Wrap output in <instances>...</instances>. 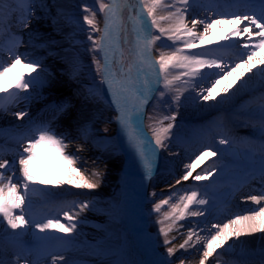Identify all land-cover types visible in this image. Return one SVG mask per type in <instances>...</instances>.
<instances>
[{"label":"snow or ice","instance_id":"obj_1","mask_svg":"<svg viewBox=\"0 0 264 264\" xmlns=\"http://www.w3.org/2000/svg\"><path fill=\"white\" fill-rule=\"evenodd\" d=\"M96 2L99 3V12L104 15V28L99 40L93 39L91 34L88 35L87 39L93 45L88 50L94 54L97 52L103 54V63L96 59L95 55L93 63L96 65L97 72L101 74V84L106 86L107 95L111 97L110 106L114 107L116 113L114 119L118 126L119 137L123 139L127 150L132 153L137 164L142 168L144 178L151 179L156 172L159 150L167 148L168 143L174 138L172 129L175 126L173 122L177 117L175 113L164 114L157 121V125L152 127V137L149 138L143 130L145 105L154 99L156 92L159 91L158 85L161 80L166 91L175 90L177 92L173 100L174 103L181 100V95L186 90L183 88L174 89L176 82L189 85L193 90L201 87V91L197 95L207 102L216 100L220 95V92L216 90V85L220 83L221 79L227 81L235 75L237 69H243L244 71L240 73V76H235V80H240L244 72H252L256 65H264V56L257 59V56L264 52V0H225L223 5L220 0H210L209 5L205 6L204 10L213 12L216 18L210 19L205 16L201 19L193 16L191 27L188 26L186 17L191 15L195 0H168V2H164V0H109V3L96 0ZM49 7L47 0H0V93L7 94L0 96V113L9 111L12 105L21 101L29 102L32 99V93L29 92V89L34 91L38 83H43L40 73L37 72L38 68L43 69L42 58L30 52L21 53L18 51L24 40L21 34L12 31V27L28 28L33 19L42 18L37 15L38 11L44 12L45 16H50ZM225 7L227 11H218ZM125 8L128 9V21L132 25L133 43L129 52L133 59L127 70L124 69L122 63L120 64V76L117 78L116 72L112 69L111 54L119 50V30L122 12ZM161 9H169L168 14L157 16L158 10ZM82 11L85 13L83 15L84 24H87L93 31H99L96 28L94 6L85 3ZM57 17H63L67 22L74 23L80 32L84 31L76 15L68 14L64 9L57 8L56 16L51 17L53 23L57 22ZM162 22H168V27H162ZM224 24L230 26L231 36L246 35L248 38L247 41L239 45L246 51L235 54L242 62L236 63L230 70L226 69L233 61L229 59L227 63L224 62L223 57L216 55L217 50L208 48L204 51H193L201 46L214 43L215 38L211 36V30ZM241 25L243 28L240 27ZM199 26H202L201 31H197ZM253 29L258 31H253ZM153 30L159 35L154 34ZM5 35H7V40H5ZM72 35L75 43L83 44L82 41L74 39L75 33ZM28 36L27 42L33 48H48L50 43H55V41H51L37 44L33 38L35 33H29ZM162 37H166L171 43H161L158 46L172 48L173 51L170 54L162 53L153 63V46L157 45ZM220 39L228 40L230 36L226 34ZM125 43H127V38H125ZM235 47L237 46L234 44L221 45V48L227 49ZM5 49L12 59L11 64H7L3 59ZM51 54L53 53L49 51V55ZM244 56H247L246 60L242 59ZM17 66H20L24 71L16 73L9 82L10 74L14 73ZM174 69H182L183 71L169 79L171 70ZM203 69H217L218 71L204 72ZM44 70L46 71V69ZM73 71H79L78 63L74 64ZM32 73H36V75H31ZM259 74L264 76V68L259 69ZM182 77H187V79L182 80ZM235 80L226 84L221 91L227 94ZM209 81H213L210 86ZM94 87L98 86L93 83L92 87L88 89V98L94 97L95 94L92 91ZM10 88L14 90L9 92ZM21 92L24 95H21ZM205 92L207 94H203ZM164 96L165 91H160L161 99ZM65 107L63 103L56 106L57 111L60 112H63ZM258 107L260 128L264 131V98L260 100ZM15 115L17 119H23L25 113L21 111ZM164 121H168L166 126H163ZM81 131L84 135L88 133L87 128H83ZM13 134L17 137V144L26 142V146L23 147L22 152L16 150L12 154L11 161L5 158V149L0 146V169L5 170L0 171V218H2L0 224L6 222L8 228L13 230V235L17 239V246L13 250V255L17 260L14 262L5 259L4 249L0 246V264H17L21 257L27 259L32 254V247L25 245L19 239L22 233L16 230L25 229L31 224H35L36 229L41 233L55 229L61 233L71 234L76 231L78 223H83L82 220H78L79 213L95 207V202L87 199L83 202H65L62 210L64 219L68 221L67 225L61 223L59 219L54 220V218H48L46 222L26 219V212L31 206L30 193L40 192L45 196L53 195L42 189L31 187L36 183H49V181L37 180V163L39 161L46 159L49 154H54L64 161L68 169V179L64 183L71 184L77 189L93 190L98 187L97 182L83 175L75 167L76 161L80 158L76 157L74 153L65 151L67 148L65 141L68 140V137L64 134H58L50 123L30 121L28 126L22 130L17 127ZM232 143L233 141L228 136H221L219 139L221 145L231 146ZM220 151V149L209 145L207 150L203 151L196 160L184 165L188 171L181 179L187 181L201 160L205 157L216 156ZM248 151L250 150H246V154ZM17 159L19 176L16 175ZM213 170H215V165H213ZM9 172L11 175L8 174ZM100 175L99 171L92 172V177L95 180H98ZM210 175H212V171L206 170L204 174H197L193 178L196 181H204ZM242 176V184L258 180L261 188L264 189V148L260 153L259 167L257 168L252 164L243 168ZM180 182V179L176 180L177 185ZM52 183L59 185L61 181H52ZM18 189L22 191H18ZM185 192L187 193V190ZM155 195L153 193V196ZM177 195H179V190L170 192L160 198L159 202L153 204L152 211L160 214L156 223L159 225V235L163 237L167 256L153 247L154 259L149 261V264H174L171 258L177 251L180 249L187 251L189 247L196 248V245L200 244L201 241L204 243L199 264H206L208 258L214 253L218 256L222 255L217 253V249L224 248L226 244L229 249L237 247L235 244H228L230 239L236 238L238 240L242 236L264 233V206L258 209L247 208L234 213L227 223L209 222L205 219L199 223L205 226L211 223V228L216 229L214 233L206 227L197 225L198 230L188 228L186 238L182 243L178 246L169 247L172 241L176 239V236L169 238L171 233L176 232L178 235H183L180 229L184 228L185 225L180 224V221L186 220L189 216H206V209L202 207L192 208V205L204 206L209 204V200L204 198L206 193L199 194L198 190H191L190 194L179 195V199L173 202ZM250 199L253 204L260 205L264 201V191H261L259 195H251ZM165 206H168V211H162ZM74 208H79V212H72L71 210ZM16 210L19 212L17 213ZM229 211L231 210L229 209ZM245 212L248 214H244ZM35 239L59 240L60 238L36 237ZM64 243H68V241H64ZM243 243L241 242V246ZM197 251L201 250L197 249ZM258 251L259 255L264 257V247ZM46 255H50L53 264H56L57 254L55 252H48ZM186 258L177 257L180 264H184ZM44 259L46 264V256ZM59 259L64 260V257L60 255ZM27 264H39V261L27 259ZM64 264H68V261L64 260ZM113 264H130V262L116 260ZM261 264H264V259L261 260Z\"/></svg>","mask_w":264,"mask_h":264},{"label":"bare ground","instance_id":"obj_2","mask_svg":"<svg viewBox=\"0 0 264 264\" xmlns=\"http://www.w3.org/2000/svg\"><path fill=\"white\" fill-rule=\"evenodd\" d=\"M104 3H109V0H102ZM168 2V0H164ZM210 0H195V6L192 9L191 15L186 17V22L189 27H191V18L195 16L196 18H204L205 16L210 19L216 18L211 11H205V6L209 5ZM225 0H220L223 5ZM49 4L48 11L50 16H45L44 12L38 11L37 15L42 17L41 19H33L28 28L19 29L15 26L12 27L13 32H17L23 36L24 42L20 44L18 51L21 53L30 52L36 56L42 58L43 69L47 70L44 73L43 69L38 68L37 72L40 73L41 80L43 79L46 83H49L53 89L59 92V89L65 86H70V90L67 92V96L64 97L65 101L60 99H53L51 102H46L48 97V90H46L40 83L35 87V90L29 89L32 93V99L25 103L23 101L16 105H12L10 110L4 113H0V128H12L17 129L19 127L21 130L26 128L30 121H35L37 118L38 122H47L55 129L58 134H64L68 137L65 141L67 148L65 149L68 153H74L76 157L80 159L76 161L75 167L86 177L97 182L98 187L93 190L88 189H77L71 184L64 183L68 179V169L59 157L57 168V173L59 174L60 169V180L59 185H48L50 182L39 185L36 183L31 185L37 189H42L46 192L52 193L51 196L42 195L40 192L30 193L31 196V206L26 212V219L31 221H43L46 222L48 218L59 219V221L67 225L68 221L63 217L62 206L65 202L71 201H85L89 199L87 196L92 195V197L98 201H103L110 196L107 188L111 186V190L116 191V195H121V206L119 210V224L115 234L109 233L101 237L99 234V245L97 248L96 241L92 239L90 235V229L92 225L90 217L86 210L79 213L78 220H82L83 223H78V227L75 232L71 234L61 233L55 229L46 230L44 233L39 232L35 224H31L25 229H18L17 232L22 233L20 240H22L25 245L31 246L33 251L31 256L27 259L39 261V264H53L52 257L46 255L48 252H55L57 254L56 264H64V260L68 261V264H113L116 261L115 256L112 259H108L106 255L110 253L118 254V260H125L130 262V264H149V261L154 259L152 249L155 247L158 252L167 256L166 249L162 245V240L158 231L152 226V220L150 219L151 210L147 209V215L144 212V207L147 203V194L149 190V185L151 179H145L142 168L136 162V168L134 171L124 170L125 155L117 148L118 154L113 149V144H104L100 142L94 129L97 126H102L101 117L104 116V107L110 108L111 97L107 95V88L105 91H100L101 96L94 95L93 98H88V88L82 86V84H87L85 80L93 75H97L98 80L101 81V74L97 72L96 65L93 63V57L95 55L96 59L103 63L102 53H92L88 49L92 48V42L87 39L88 35L91 34L93 39L99 40L102 36V31L104 28V15L99 12V3L96 0H47ZM94 6L96 10V28L99 31H93L87 24L83 22L82 8L84 4ZM55 5V6H53ZM57 8L64 9L68 14H74L79 18V23L82 25L84 31L80 32L74 23L67 22L63 17H57V22L53 23L51 17L56 16ZM128 9L125 8L121 16V25L119 30V50L111 54L112 69L116 72L117 78L120 76V64H123L125 70H127L129 64L132 61V55L128 51L132 47L133 34L132 25L128 21L127 16ZM169 9L158 10L157 16H163L168 14ZM218 11H227V8H222ZM133 15L135 13L133 12ZM223 18V17H222ZM162 27H168V22H162ZM243 28V25L240 26ZM230 26L228 24L221 25L213 30H211V36L215 38L214 43L210 45H204L193 51H204L208 48L215 49L216 55L224 58V62H228L229 59L233 63L229 64L230 70L235 66L236 63L242 62L240 58L236 57L237 52H245L246 50L239 47L240 44L247 41V36L242 35L240 37L231 36L229 32ZM202 26H199L197 31H201ZM253 31H258L253 29ZM154 34L159 35L158 32L153 30ZM29 33H35L33 37L37 44L42 42L55 41L54 44H49L48 48L30 47L28 44ZM73 33H75V40L82 41L83 44L75 43L73 40ZM228 34L230 39L223 40L220 37ZM125 38H127V43H125ZM5 40H7V35H5ZM161 43L170 44L171 42L162 37L161 41L157 42V45L153 46L152 50V61H155L159 56L164 54H170L173 51L172 48L159 47ZM236 45L237 47L232 49L221 48V45ZM181 46V45H177ZM7 48V46H6ZM49 51L53 54L49 55ZM92 56V59L88 57V54ZM122 54V55H121ZM264 56V52H261L257 56ZM3 59L8 64L12 62L9 57L7 50L5 49ZM247 59V56L242 58ZM79 64V71L74 72V64ZM255 63V62H253ZM264 68V65H256L252 72H244V75L240 80H235V76H240L243 69H237L235 75L230 77L229 80H220V83L216 85L217 92L220 95L216 100L203 101L200 96L197 95L201 91V87H197L194 90L189 85H184L182 82H176L175 88L186 89L182 95L179 102H173L177 92L175 90L168 91L167 101L169 102V110L175 114L183 111L186 117H197L202 116L205 113L222 108L229 104L231 101L237 100L246 91L264 84V76L259 74V69ZM24 71L20 66L14 70V73L10 74L9 82L16 73ZM158 71V66H157ZM183 70L174 69L171 70L169 79L174 75H179ZM204 72H216L217 69H203ZM47 74V75H44ZM31 75H36L32 73ZM187 79V77H182V80ZM233 83L232 88L229 89L228 93L225 94L221 91L226 84ZM246 81V83H245ZM213 81H209V86ZM163 81L158 85L161 86ZM104 89V88H103ZM14 89L10 88L9 92ZM94 91V90H92ZM203 94H207L206 92ZM7 94L0 93V96H6ZM21 95H24L21 92ZM59 96V95H57ZM264 98V94L251 98L248 102L246 101L243 106L238 110L235 116L226 117L227 128L231 131L232 145L225 148L224 156L213 160L211 163L205 161L200 167H197L193 173H196L198 169L210 168L213 164H218L216 168L215 175H221V179L227 183V186L221 187V182L216 181L210 183L207 187L202 188L201 181L193 182L194 190H203V194L206 193L204 198L209 200L208 205L198 206L192 205V208L202 207L206 209V216L201 217H187L186 220L180 221V224H184L185 227L180 229L183 235H178L176 232L171 233L172 236H176V239L172 241L173 245H179L186 238V233L188 228H193L198 230L199 227H206L212 233L216 229L211 228V223L206 226L200 224L199 222L207 219L209 222H219L227 223L228 219L233 217V214L247 208L258 209L264 206V201L260 205L253 204L250 197L256 194V192L264 191L261 188L259 181L254 180L248 184H242L243 179L242 169L254 164L257 168L259 167L260 153L262 148H264V131L260 128L259 120V103L260 100ZM48 100V99H47ZM236 102V101H235ZM5 103L7 101L5 100ZM64 104L65 110L63 112L57 111L56 106ZM145 105V113L143 118V130L149 138L152 137V133L149 131L150 126L147 123V112L148 109ZM111 113H115L114 107H111ZM23 111L25 113L23 119H17L15 113ZM47 114V115H46ZM116 114V113H115ZM74 116V122H81V126L69 125L71 124L70 118ZM58 118V119H57ZM40 119H42L40 121ZM57 119V120H55ZM104 119L110 121V139L114 140V144H118V128L114 129L115 119L104 116ZM54 120V121H53ZM176 119L173 123H177ZM85 121V126H84ZM255 121V124H251L248 127H244L245 123H251ZM36 122V121H35ZM109 123V122H108ZM221 124L220 122H218ZM68 124V125H67ZM78 125V124H77ZM112 125V126H111ZM117 125V124H116ZM87 128L88 133L84 135L81 131L82 128ZM258 127V137H254L248 134L253 127ZM241 136V138H238ZM15 143L17 137L15 136ZM212 138V137H211ZM71 141V142H69ZM26 145V142L23 144ZM5 149V148H4ZM79 149V150H78ZM187 148V152L181 155L177 161L181 162L183 165L188 164L192 155L189 153L193 150ZM205 149V148H202ZM246 150H250L246 154ZM202 152L197 151L194 155ZM170 152L160 151L159 158L157 161V168L162 167L160 164L161 160H168V154ZM193 155V156H194ZM201 153L199 154V156ZM99 157V159H97ZM114 158L116 163L114 162ZM54 160V158H53ZM121 161V165L120 162ZM178 162V163H179ZM120 165V166H119ZM172 164H169V167ZM50 170L53 169L50 167ZM93 171H99L101 173L98 180L92 177ZM188 169L184 166L177 168L173 171L176 176H183ZM54 173H56L54 171ZM52 173L51 175H53ZM11 175V173H8ZM16 175L19 176L17 170ZM192 178V177H191ZM190 178V179H191ZM22 179V177H20ZM38 180V179H37ZM182 180V179H181ZM53 181V180H52ZM51 181V182H52ZM181 183V182H180ZM112 184L114 186H112ZM52 187V188H51ZM51 188V189H48ZM122 189V190H119ZM253 189L255 191H253ZM52 190V191H51ZM18 191H21L19 189ZM186 194H190L187 191ZM260 194V192H259ZM95 201V200H93ZM25 207H28L25 205ZM229 209L231 211H229ZM72 212H79V208H74ZM18 213L19 210H16ZM244 214H248L245 212ZM2 219V218H0ZM118 224V221H115ZM36 237H59V240H37ZM107 237V238H106ZM111 238V239H110ZM171 238V236L169 237ZM110 240H117L114 244L115 249H109L106 245ZM195 240V238H194ZM68 241V243H64ZM114 242V241H113ZM241 242H244L241 246ZM204 241L196 245V248L189 247L187 251L180 249L175 253L173 257H187L184 260V264H199V260L202 255ZM228 244L237 245L234 249H229L226 244L224 248L217 249V253L222 252V255L213 254L206 261V264H213L217 260L225 259L223 264H261L258 261L264 259L259 255V249L264 247V233H255L253 235H246L240 237L238 240L232 238L228 241ZM0 246L4 249L5 259L16 262L17 258L13 255V250L17 246V239L13 235V230L8 228L6 222L0 224ZM200 249L201 251H197ZM227 249V251H226ZM228 253H234L238 256H230ZM62 255L64 260H60L59 256ZM233 258V259H232ZM27 259L21 257L17 264H27ZM231 259V260H230ZM228 262V263H226ZM177 264H180L178 259Z\"/></svg>","mask_w":264,"mask_h":264},{"label":"rangeland","instance_id":"obj_3","mask_svg":"<svg viewBox=\"0 0 264 264\" xmlns=\"http://www.w3.org/2000/svg\"><path fill=\"white\" fill-rule=\"evenodd\" d=\"M86 0H84L85 2ZM127 16H129V12L127 11ZM129 51V49H128ZM88 57L90 59H92V56L90 55V53L88 54ZM44 73H47V70L45 71L43 69ZM47 75V74H44ZM97 75H93L89 78H87L85 80V82L87 84H82V86H86L88 89L90 87H92L93 83H95L96 86L98 87H94L92 88V90H94V94L97 96H101L100 95V91H105L106 86L101 84L100 79L98 80V78L96 77ZM43 83H40L46 90H48L50 93H48V97L46 99V102H51L53 99H60L62 101L64 100V97L67 96V92L70 90V86H65L62 89H59V92H57L55 89H53L51 87V85L49 83H46L43 79H42ZM104 88V89H103ZM160 91H165V96L163 99H161L160 97ZM167 93L168 91H166L163 87V84L161 86H159V91L156 92L154 99H152L148 104H147V123L150 126V132L152 133V127L157 125V121L160 119V117H162L164 114H168L171 115L172 112L169 110V102L167 101ZM264 94V84L254 87L248 91H246L245 93H243V95H241L237 100H235L234 102H230L229 104H227L226 106L222 107V108H218L216 110H211L207 113H205L202 116H197V117H186L183 114V111L179 112L178 114H176V119L177 123H174V128L172 129V134H174V138L171 139V142L168 143L166 141V143H168V147L165 149H162V151H167L170 152L168 154V160H161L160 164L162 167L156 169V172L154 174V176L151 179L150 185H149V190H148V194H147V203L146 206L144 207V212L147 215V209L151 210V215H150V219L152 220V226L158 231L159 229V225L156 223L158 215L155 212L152 211L153 209V204L155 202H159L160 198H163L164 196H166L167 194H169L170 192H176L179 190V195H184L186 194L185 190H187L188 192H190L191 190H194L193 188V182H195L196 180H194V176L197 174H204L205 171H212V175H210L208 177L207 180L201 181L202 182V188L207 187L210 183L216 182V181H220L221 182V187H225L227 186V183L221 179V175H215L216 173V168L218 167V164H213L215 165V170H213V165L210 168H203V169H198V171L196 173H192V178L189 177V179L187 181L181 180V176H176L173 171L176 170L177 168H181L184 165L177 161V159L183 155L185 152H187V148H194L189 155H192V159H190L189 163L196 160V158L199 156L200 153H202L203 151L207 150L209 145L214 146L216 149H220L221 151L218 152V154L216 156H209V157H205L203 160H201L198 164L197 167H200L202 165H204L203 163L205 161H207L208 163H211L213 160L218 159L220 157L224 156V152H225V148L229 145H221L219 144V139L221 136H228V138L232 141V136H231V131L229 128H227L226 125L227 121H226V117H231V116H235V114H237L238 110L243 106V104L247 101H249L251 98L259 96ZM4 95V93H3ZM59 95V96H57ZM164 101H167V103H164ZM111 107H104L103 109V113L104 116H108L111 117L112 119L115 117V113H111ZM47 115V114H46ZM104 116L101 117V122H102V126H97L94 129L95 134L98 137H102L100 138V142L104 143V144H113V149L114 151L118 154L117 151V146L116 144H114V140L110 139V121L108 119H104ZM151 117V119H150ZM58 119V118H57ZM55 119V120H57ZM42 119H40L41 121ZM36 122L37 118L35 119ZM54 121V120H53ZM72 122H74V120H72ZM109 122V123H108ZM218 122H220L221 124H219ZM168 123V121H164V125L166 126ZM224 125H223V124ZM75 126H81V123L79 122H74L73 123ZM78 124V125H77ZM246 125L244 127H248L251 124H255V121L251 122V123H245ZM84 126H85V121H84ZM112 126V125H111ZM86 127V126H85ZM83 128V126H82ZM252 130L248 132L249 135L254 136V137H258V130H260L257 126L251 128ZM15 132V129L12 128H0V146L5 148V153H6V159H8L9 161L12 160L13 158V153L16 150H19L22 152L23 147L26 145L23 144H17L15 143V135L13 134ZM212 137V138H211ZM238 138H241V136H238ZM232 145V144H231ZM205 148V149H202ZM201 150L202 152H198V154H196V156L194 155L197 151ZM161 151V150H160ZM194 155V156H193ZM54 158V160H53ZM117 160H115L114 158V162L116 163ZM179 162V163H178ZM172 164L169 167V164ZM186 165V164H185ZM50 167L53 169V171L50 170ZM56 167H60L58 165V158L54 155V154H49L47 156L46 159L39 161L37 163V179L38 180H43V181H49L51 184L48 185H55L53 184L51 181H57L60 180V169L59 174L57 173V168ZM196 167V168H197ZM16 168L18 170L19 165H18V159L16 162ZM0 171H5L4 169H0ZM54 171L56 173H54ZM52 173H54L53 175H51ZM191 178V179H190ZM180 179L181 183L179 185L176 184V180ZM42 185L41 183L38 184ZM112 186H114L112 184ZM52 188V187H51ZM48 188V189H51ZM19 190V189H18ZM108 192L110 193V196L107 197V199H103V201H98L96 199H94L92 197V195H88L87 197L90 201L95 200V207L86 210L87 213L90 217L89 220H91V223L89 225L91 226L90 231V235L92 236V239L98 243H96L95 248L98 247L99 245V234L101 235V237H103L106 234L109 233H113L115 234L117 230V225L118 228L120 227L119 224V210H120V206H121V195L122 192L119 195H116V191H112L111 190V186L109 185V187L107 188ZM122 190V189H119ZM22 191V190H21ZM52 191V190H51ZM50 192V191H49ZM199 194H203V190H199L198 191ZM153 193H155L156 195L153 196ZM179 195H177L176 197H174L173 202H175L176 200L179 199ZM169 208L168 206H165L164 209H162V211H168ZM118 221V224H116L115 221ZM159 233V231H158ZM170 236H172V234H170ZM107 238V237H106ZM162 240V245L163 244V237H161ZM111 239V238H110ZM114 241V242H113ZM117 242V240H110L108 241L107 239V243L106 245L108 246L109 249H115L114 248V244ZM170 247V245H169ZM164 248L166 249V247L164 246ZM224 251H221L219 253H222ZM108 255H106V257L108 259H112L113 256H115L116 260H118V254L114 253H110L109 251L107 252ZM230 256H233V258H235V256H238L237 254L234 253H228ZM112 257V258H111ZM232 258V259H233ZM174 261V264H177L178 259L177 257H172L171 258ZM225 259H220L217 260L216 262H214L213 264H223ZM231 260V259H230ZM261 262V261H259ZM228 263V262H226Z\"/></svg>","mask_w":264,"mask_h":264}]
</instances>
